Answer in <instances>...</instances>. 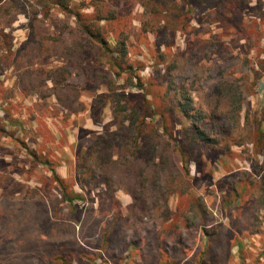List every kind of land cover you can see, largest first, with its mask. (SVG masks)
<instances>
[{
    "label": "rangeland",
    "instance_id": "374dc122",
    "mask_svg": "<svg viewBox=\"0 0 264 264\" xmlns=\"http://www.w3.org/2000/svg\"><path fill=\"white\" fill-rule=\"evenodd\" d=\"M104 1V15L117 14L106 39L115 49L127 38L145 91L122 86L130 73L107 77L101 51L82 41L76 13L93 15V0H68L71 13L56 0H3L0 264H264V150L252 141L254 120L264 119V0L225 7L221 20L195 10L178 33L163 21L144 33L142 0ZM110 77L137 103L141 95L156 109L169 103L173 136L183 143L137 200L76 169L91 139L118 128ZM54 80L63 81L55 94ZM194 123L213 144L184 136ZM28 149L53 162L66 191L83 200L65 201L50 166Z\"/></svg>",
    "mask_w": 264,
    "mask_h": 264
},
{
    "label": "trees",
    "instance_id": "16d2710c",
    "mask_svg": "<svg viewBox=\"0 0 264 264\" xmlns=\"http://www.w3.org/2000/svg\"><path fill=\"white\" fill-rule=\"evenodd\" d=\"M46 1V0H45ZM62 11L71 13L68 6V0H56ZM96 2L93 15L84 16L80 12L76 13L78 29L82 36V41H86L96 46L101 52L103 59H106L108 65L106 76L120 78L124 73H130L126 82L122 86L133 87L138 91H145V85L140 75L132 73L133 63L130 62L127 38L120 36L116 39L115 49L112 48L105 36V28L117 19L114 10L108 11L104 15V0H93ZM240 1V2H239ZM260 1V0H258ZM0 10L3 0H0ZM242 5L245 9L248 5L247 0H142L147 20L144 22L143 32H155L157 25L163 21L165 28L172 33H178L186 29L187 23L191 20V15L195 10L206 12L208 16H216L219 20L223 19L224 10L230 5ZM183 7V9H181ZM226 7V8H225ZM185 8V9H184ZM239 9V8H238ZM208 11V12H207ZM227 12V11H226ZM240 12V11H239ZM193 18V17H192ZM102 22L105 24L102 25ZM122 35V34H121ZM11 53V52H10ZM21 53V52H17ZM164 64V56L157 61V64ZM166 67H168L166 65ZM257 74V73H256ZM258 75V74H257ZM257 75L255 80L257 79ZM109 78L108 98L113 103L114 119L118 122V128L115 132L105 133L102 136L91 139L90 152L79 153L77 156V173L89 179L97 181L106 187L108 191L114 192L121 188L126 189L130 195L137 200L144 195V191L149 185H155L160 175L166 167L172 164L173 154L181 149L183 143H178L173 136L172 119H170V104L158 106L155 108L150 100L143 96V102L137 103L133 94L119 93L118 90L125 89L117 86L113 78ZM135 78L136 83L134 84ZM53 81V80H52ZM54 83L49 90L53 94L62 82ZM121 88V89H119ZM73 88H68L71 90ZM74 90V89H73ZM186 98V96H183ZM236 110L233 111L237 118L240 117L242 108L241 101L244 99L240 86L235 87ZM58 99L60 97L57 96ZM189 99L184 105L183 114L189 115ZM229 107V104L227 108ZM229 111V109H228ZM230 112V111H229ZM232 112H230L231 114ZM195 117L196 116H192ZM239 120V119H238ZM264 119H255L257 128L253 138L256 150H264V132L261 130ZM184 136L190 135V140L199 139L206 144L211 145L214 140L208 136L196 123L185 126ZM126 134V136H125ZM180 144V145H179ZM28 155L34 161L41 162L50 166L56 181L60 184L61 193L69 204L74 201L83 200L80 194L68 193L65 189L64 180L59 178L55 172L53 162L48 158L39 156L36 152L28 149ZM186 172L188 171L185 166ZM127 181L124 184L121 181ZM139 194V195H138Z\"/></svg>",
    "mask_w": 264,
    "mask_h": 264
},
{
    "label": "crops",
    "instance_id": "0c3cea01",
    "mask_svg": "<svg viewBox=\"0 0 264 264\" xmlns=\"http://www.w3.org/2000/svg\"><path fill=\"white\" fill-rule=\"evenodd\" d=\"M1 4V3H0ZM13 22H17V19H14V21Z\"/></svg>",
    "mask_w": 264,
    "mask_h": 264
}]
</instances>
